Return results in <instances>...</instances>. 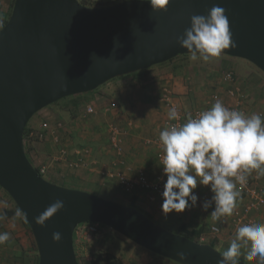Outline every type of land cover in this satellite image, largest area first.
I'll list each match as a JSON object with an SVG mask.
<instances>
[{"label":"water","instance_id":"95a60500","mask_svg":"<svg viewBox=\"0 0 264 264\" xmlns=\"http://www.w3.org/2000/svg\"><path fill=\"white\" fill-rule=\"evenodd\" d=\"M151 0H125L97 8L79 0H15L0 30V187L29 225L39 264H80L78 226L99 223L140 247L178 263L218 264L215 247L172 233L138 209L54 184L29 159L25 129L43 109L109 81L166 63L187 50L177 38L192 15L226 10L235 48L222 55L244 59L264 73V0H170L154 12ZM56 200L64 208L36 223ZM59 233L60 241L53 240ZM239 264H247L239 260Z\"/></svg>","mask_w":264,"mask_h":264},{"label":"crops","instance_id":"0c3cea01","mask_svg":"<svg viewBox=\"0 0 264 264\" xmlns=\"http://www.w3.org/2000/svg\"><path fill=\"white\" fill-rule=\"evenodd\" d=\"M225 61L226 59H221L222 63ZM156 67L158 66L152 67L147 73L144 71L134 73L128 78L119 77L104 84L107 87L106 91H101L102 89L97 91L95 93L96 101L92 102L95 104L96 113L93 115L86 113L85 108L91 103L82 105V114L76 118L81 120V124L78 121L76 126L74 125L75 120L72 119L71 122H68L62 118L67 115L65 106L72 104V99H68L63 105H58L57 102L43 109L41 116L46 117V121L51 126V130L46 132L44 139L49 142L40 143L37 147L36 144L43 141L37 140L39 142L36 141L35 144L28 141L27 144L32 150H30L31 154H28V150L26 153L30 155L33 165L37 168L47 166L46 176L53 181L74 180L85 186H110L117 190L118 196L124 197L129 203L134 202L153 219L161 220L166 216L161 209L162 199L151 201L149 193L142 189H136L133 194L129 195L120 188L117 181L106 178L105 173L114 170L124 172L129 177H135L140 170H144L151 180H157L161 176L163 165L159 160L161 152L159 133L169 121L167 116L169 107L162 100V94L166 87L172 90L175 103L188 113L196 108L207 106V100L214 92H218L223 97V102L231 106H234L236 102L225 92L226 87L221 83V77L215 83L216 85L213 84L210 87L206 83V77L202 78L200 74L196 73L191 74L188 67H183L182 70L176 72H166V70ZM228 68L233 69L226 63V68L223 71ZM242 69H246L244 70L246 77L238 79L237 75V86L247 97L241 104L240 110L248 115L255 113L264 116V77L250 67L243 66ZM140 78H145L143 81L141 80L142 83L139 81ZM109 91H113L117 98L110 96ZM101 94L111 97L112 101L104 106L100 105L101 98H103ZM109 107L112 108V111L106 113L105 111ZM102 121H106L108 127L111 124H117L124 131L121 136L122 152L113 147L109 128L107 134L103 132ZM59 122L63 123L64 128L58 131L59 142L56 143L54 127ZM148 141H150L149 144ZM27 144L25 142V148ZM36 147L39 151L35 150ZM63 147L68 151L67 159L60 154V149ZM81 150L82 153L88 151L84 155L87 161L86 165L69 168V162L76 161L79 157L78 152ZM44 157L47 160L42 162ZM252 175L256 176L255 172ZM259 178V184L264 186V177ZM237 188L239 189L238 185ZM239 191L240 197L235 213L216 222H213L210 217L215 205L213 204L207 211L202 208L205 201L212 199L213 193L210 191V187L199 184L195 189V194L198 196L197 205L190 210L186 209L183 213L169 214L174 215L179 228L185 225L189 230H202V236H213L219 245L229 246L236 236L234 216L242 213L250 202V199L240 189ZM0 202L7 204V208L0 207V214L5 215L6 209L14 208L13 201L2 192H0ZM253 217L257 223H264V207ZM24 219L23 215L16 217L14 214L0 220V232L10 233V240L4 245H0V250L2 253L12 254L15 260L24 261V264H35L36 255L34 254H37V251L32 248L34 236ZM212 226H217L220 233L217 235L211 233ZM246 251L247 249H242V253L246 254ZM29 255L31 257H28ZM143 257L145 261H140L139 264H176L157 257L153 253H143ZM254 263L264 264L258 259Z\"/></svg>","mask_w":264,"mask_h":264},{"label":"clouds","instance_id":"9594fccd","mask_svg":"<svg viewBox=\"0 0 264 264\" xmlns=\"http://www.w3.org/2000/svg\"><path fill=\"white\" fill-rule=\"evenodd\" d=\"M150 3L154 12H162L167 11L170 0ZM177 44L187 50L191 61L206 63L219 58L225 49L235 48L226 10L214 5L207 15H192L190 27L177 38ZM167 116L169 121L180 119L175 107L169 109ZM159 143L167 177L161 205L165 215L195 207L199 184L210 187L213 193L212 199L202 204L203 210L214 204L210 217L213 222L219 221L235 213L240 197L237 185L245 186L253 172L257 178L264 177V116L230 109L220 99L183 123L166 125L159 133ZM0 207L7 208V204L0 202ZM63 208L64 202L56 200L36 218V223L43 225ZM21 215L17 209L15 216ZM5 218L0 214V220ZM60 239L59 233L53 234L54 241ZM9 240L10 233L0 232V245ZM242 249H247L246 254ZM242 254L248 262H264V223L238 227L218 264H239ZM178 256V264H184L185 255Z\"/></svg>","mask_w":264,"mask_h":264},{"label":"rangeland","instance_id":"374dc122","mask_svg":"<svg viewBox=\"0 0 264 264\" xmlns=\"http://www.w3.org/2000/svg\"><path fill=\"white\" fill-rule=\"evenodd\" d=\"M93 1H95V3H97V4L103 5V4L111 3V2L116 1V0H93ZM12 5H13V0H0V28H1L2 24L5 22V20L7 19V17L9 16V14L11 12ZM4 15H6V16L4 17ZM222 58L226 59V61L223 63L221 62ZM226 63H227V65L233 67V69L235 70V72L238 75V79H241V78L243 79V77L244 78L246 77L245 76L246 73L244 71L246 69H242L243 66L250 67L251 69L257 71V73H259V74L261 73L260 75H262V77H264V73L260 69H258L255 65H253L252 63H250L244 59L229 57L226 55H221L219 58H213L207 63L203 62L202 60H197V61L193 62L190 60L189 55H186V56H181V57L175 59L172 63L160 64V66L156 65V66H158L156 68L164 69V70H166V72H169V71L176 72V71L182 70L183 67L184 68L188 67L189 68L188 70H189V72H191V74L196 73V74H200L202 78L206 77V79H207L206 83L209 84V86L211 87V85H213V84L216 85L215 83H217L219 81V79L221 77L220 74L223 73V70L226 68ZM241 65H243V66H241ZM153 67H155V66H153ZM188 70H186V71H188ZM143 71L144 70L138 71L136 73L143 72ZM258 71H261V72H258ZM147 72L148 71H144V73H147ZM129 76L130 75H126V76H122V77L128 78ZM190 76H192V75H190ZM144 79L145 78H140L139 81L142 83V81ZM106 88L107 87L105 85H102L97 90L87 92L84 94H79V95L72 96L69 98L67 97V98L59 101L58 105H63L65 101H67L68 99H72V104H67L65 106V111H66L67 115H65V118L64 117H62V118L68 122H71L72 119L75 120V122H74L75 126H76L78 121H79V124H81V122H80L81 120H78L76 118L80 117L82 114V105H87V104L91 103L90 106L94 107L95 104H92V102L96 101L95 93H97V91H99L101 89H102L101 91H106ZM101 95H103V98H101L102 101H101L100 105L104 106L109 101H112L111 97L109 98L105 94H101ZM109 95L112 96L113 98H117L113 91H109ZM90 106L89 105L86 106V108H85L86 113H87L88 107H90ZM99 107H101V106H99ZM41 112H39L38 114H36L32 118V120L28 123V127H29V129L37 130L36 132L44 133V131L41 130L40 126L44 122H46V117L41 116ZM93 114H95V113H93ZM93 114H88V115H93ZM101 125H102L103 132L107 134L109 127L107 126L106 121H102ZM44 139L33 138L30 140L28 137H26V139H24V144H25V142L27 144L29 140H30V143H32V144H35V142L37 140L43 141V142L37 141V142H39L36 144V146L38 147V144H40V143H48L49 142V140L45 141ZM37 147H36V149L35 148L34 149L36 151L37 150L39 151V149ZM25 149H26V151L28 150V154H31L30 150H32V149H30V145L27 144ZM39 155L41 156V153H39ZM42 156H45V155H42ZM28 157L31 160L30 155H28ZM46 160H47V158L44 157L42 162H44ZM45 179H47L48 181H50L54 184L59 183V184H57L59 186H63V187L69 188V189L82 190L85 192L95 194L96 196H99V197L106 199V200H109V201H114V202H117V203H120L123 205L131 206L130 205L131 203H129L124 197L118 196L117 190L110 187V186H104V187H102V186H85L83 184H80V182H77L74 180L57 182V181H53L52 179H49L48 176H45ZM0 192H2L5 195H8L7 192L4 191L1 187H0ZM7 197H9V199H11L10 196H7ZM135 208L138 209L143 214H145L147 217H149L156 224L163 227L164 229H166L172 233H175V234L179 233V227L177 224V220L175 219L173 214H168V215L164 216L161 220H155L152 217H150V215L147 212H145L143 209H141L139 206H135ZM83 227H84V224L80 225V227L78 226V228L76 229L75 234H74L75 251H76L77 259H78L80 264H104L103 261H100L98 259L99 253L109 254V255L114 256L115 260H114L113 264L114 263L115 264H139L140 261H145V259L143 257V253H148V254L152 253V252L140 247L136 243L132 242L131 240H129L128 238L123 236L122 234L112 230L111 228H109L107 226L101 228L98 233H96L95 235L92 236L91 239L90 238L89 239L88 238H86V239L82 238L81 239V237H79L80 236L79 233H81L80 229H82ZM34 240H33V247L32 248L34 251L35 250L37 251V254H34V255H36L34 262H35V264H37V256L39 257V255H38V250L36 249L37 246H36V243ZM213 241H214L213 236L212 237L208 236V237H206V239L204 241H202V243L206 242L207 244H209ZM228 247L229 246H225L222 244L219 245L218 241H216L215 248L219 252L223 253L225 250H227ZM28 257H31V256L29 255ZM240 260L246 262L247 264H255L254 261L248 262L247 260H245L243 254L240 257ZM0 264H24V261H19L18 259L15 260L12 256V254L5 253V252L2 253V251L0 250Z\"/></svg>","mask_w":264,"mask_h":264},{"label":"built area","instance_id":"2783aa9c","mask_svg":"<svg viewBox=\"0 0 264 264\" xmlns=\"http://www.w3.org/2000/svg\"><path fill=\"white\" fill-rule=\"evenodd\" d=\"M221 83L223 86L226 87L225 92L227 95L234 99L236 104L234 106H231L227 104L226 102H223V97L218 93L214 92L212 93L208 100H207V106L204 108H196L192 112L184 111L178 104L174 101L173 92L169 88H165L162 94V100L166 103V105L170 108L175 107L180 115V119L177 121H168L166 125L172 124V123H183L187 118L194 117L197 113L200 111L206 110L211 107V105L215 102L216 99H220L225 106L229 107L230 109H237L240 110L241 104L246 100L247 95L243 93V91L238 88L237 86V74L234 69L228 68L221 74ZM114 105V104H113ZM112 108L109 107L106 109V113H111ZM242 111V110H240ZM96 113V109L94 107H88L87 114H93ZM262 116V114H260ZM64 128L63 123L59 122L54 127V133L56 138V143L59 142V136L58 131L62 130ZM41 130L44 131V133L31 131L29 135L27 136L30 140L33 138H39L44 139L46 136V132L51 130V126L48 123V121L44 122L42 124ZM122 133L124 131L118 126L117 124H111L109 126V135L111 139V143L113 147L119 151L122 152ZM148 144L150 141L147 142ZM159 147L161 149V152L159 154V160L162 163V148L159 143ZM88 151L86 150L84 153H82V150L78 152L79 157L76 161H71L68 164L69 168H76V167H82L86 165V159H85V153ZM60 154L63 158L67 159L68 151L65 147L60 149ZM47 166H42L39 168L42 175L46 176L47 173ZM106 178L110 180H115L117 183H119L120 188L127 194H132L136 189H142L149 193V198L151 201H156L158 198L162 199V192L164 190V184L166 183V175L163 172L162 168V174L160 177L157 178V180H151L149 179L147 173L144 170H140L138 174L135 177H129L124 172L120 171H114L110 170L105 173ZM260 178H257V176L250 175L248 177V182L245 186H239V189L243 192V194L250 199L249 204H247L244 211L240 214H236L234 216V227L235 231L238 227L249 224V223H257L253 215H256V213H259L263 207H264V186L259 184ZM80 227V226H79ZM216 229L215 231L213 229ZM101 229V224L99 223H86L84 224V227L81 230V233L79 237L84 238H92L93 235L99 232ZM211 233L217 235L220 233V229L217 226H212L210 228ZM78 232V231H77ZM206 239V235H203L201 240L204 241Z\"/></svg>","mask_w":264,"mask_h":264},{"label":"trees","instance_id":"16d2710c","mask_svg":"<svg viewBox=\"0 0 264 264\" xmlns=\"http://www.w3.org/2000/svg\"><path fill=\"white\" fill-rule=\"evenodd\" d=\"M122 1H125V0H116V1H113V2H111V3H108V4H103V5H100V4H97V3H95V1H93V0H79V2L83 5V6H85V7H89V8H97V7H105V6H110V5H114V4H117V3H120V2H122ZM14 4H15V0H13V5H12V8H11V12H10V14H9V16L7 17V19L5 20V22L2 24V26H1V28H0V30L6 25V23L8 22V18H10V16H11V13H12V10H13V8H14ZM6 15H4V17H5ZM181 56H186V55H181ZM181 56H178V57H176V58H174L173 60H170V61H168V62H166V63H163V64H168V63H172L175 59H177V58H179V57H181ZM151 69V68H150ZM150 69H147V70H144V71H149ZM134 74V73H133ZM129 75H132V74H129ZM31 130L29 129V127H28V125H27V127H26V129H25V134H24V139H26V137H27V135L29 134V132H30ZM37 171L40 173V175H42L41 174V172H40V170H39V168H37ZM44 175H42V177H43ZM7 196H9V195H7ZM9 198V197H8ZM12 200V199H11ZM13 201V200H12ZM14 203V202H13ZM132 207H134L135 208V203L134 202H132L131 204H130ZM17 209H19L17 206H16V204L14 203V208L13 209H6L5 211H4V213H5V216L6 217H10V216H13L14 214H15V212L17 211ZM20 210V209H19ZM151 217V216H150ZM24 221H25V223H26V225H27V227L29 228V230L31 231V229H30V227L28 226V224H27V222H26V220L24 219ZM103 227H106V226H104V225H101V228H103ZM178 234H181V235H183V236H185V237H188V238H190V239H192V240H194V241H196V242H199V243H202V240H201V238H202V234H203V231L202 230H189L185 225H182L180 228H179V233ZM204 243H206V242H204ZM207 244V243H206ZM211 246H213V247H215V244H216V240H214L213 242H211V243H209ZM154 254V253H153ZM154 255H156L157 257H160V258H162V259H165V260H169V259H166V258H164V257H161V256H159V255H157V254H154ZM98 259L100 260V261H103L104 262V264H113V262H114V260H115V257L114 256H112V255H109V254H103V253H99V255H98ZM97 261V260H96ZM171 261V260H170ZM173 262V261H172ZM175 263V262H174ZM37 264H39V257L37 256ZM115 264V263H114ZM176 264H178V263H176Z\"/></svg>","mask_w":264,"mask_h":264}]
</instances>
